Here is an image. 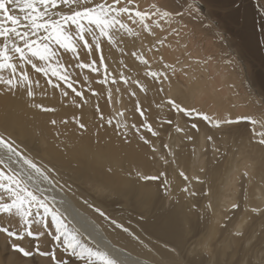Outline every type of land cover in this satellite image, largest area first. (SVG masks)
Listing matches in <instances>:
<instances>
[{"label":"bare ground","instance_id":"bare-ground-1","mask_svg":"<svg viewBox=\"0 0 264 264\" xmlns=\"http://www.w3.org/2000/svg\"><path fill=\"white\" fill-rule=\"evenodd\" d=\"M134 2L181 15L171 26L152 25L155 35L125 18L133 33L121 30L114 41L101 37L100 51L86 35L91 55L82 41L75 55L50 42L55 56L33 58L47 74L25 68L33 97L0 85V136L52 170L51 185L34 177L50 207L81 244L118 264H264V0ZM169 98L233 123L216 126L188 116ZM242 115L256 123L237 122ZM51 220L44 217L50 231ZM13 242L0 232V264H53L24 256ZM23 245L31 250L24 239Z\"/></svg>","mask_w":264,"mask_h":264},{"label":"snow or ice","instance_id":"snow-or-ice-1","mask_svg":"<svg viewBox=\"0 0 264 264\" xmlns=\"http://www.w3.org/2000/svg\"><path fill=\"white\" fill-rule=\"evenodd\" d=\"M16 10L19 11V15L14 14ZM179 15L181 14L165 10L157 3H151L148 8L142 9L134 0H112L111 3L108 0L99 3H96L95 0H0V38H2L0 40V85H3L8 91L24 90L28 97H33L35 94L33 81L25 68L26 65H31L37 73L44 72L47 74V68L38 66L33 58H38L39 61L44 62L55 56L56 53L49 46L50 42L54 41L55 44L75 55L76 45L82 41V47L88 48V54L91 55L92 47L86 39V35L91 37L95 51H100L101 37H108L110 41H114L116 33L121 30H126L129 34L133 33V29L128 26L126 20L142 25L145 31L155 35L152 25L155 28H162L161 21H164L171 26L174 17ZM149 20L152 22L151 25L148 23ZM139 58L142 63L148 64L147 60L142 57ZM103 62L104 58L101 56L100 63L103 64ZM81 66L92 67V65L87 64ZM164 67L168 68L169 65L165 64ZM3 70H10V74L5 77L2 74ZM95 70L93 68V71ZM52 75H59L55 68L52 69ZM147 75L154 78L164 76L167 79V75L163 72L149 71ZM59 78L65 79L64 76H59ZM121 79L124 77L122 76ZM36 87H39L38 82ZM68 87L72 88V83L69 82ZM72 90L76 92L77 96L81 95L74 88ZM63 94L67 95L66 92ZM168 103L188 116L195 113L203 120L216 126L221 123H233V120L228 118L220 119L196 109L182 108L171 98H169ZM35 106L44 111H52V109L43 108L40 104ZM137 111L141 112L139 106H137ZM141 115L144 113L141 112ZM240 120L256 123L249 116H237L236 121ZM144 126L147 127L148 131H152L151 125L145 123ZM192 127L196 128L197 125L194 123ZM153 135H155L154 132ZM261 137L259 143L264 144V133H261ZM141 138L143 139V137ZM145 142L147 143V141ZM14 143V141L0 136V149H4V152L0 153V165L7 169V171L0 169V213L18 217L20 230L2 227L0 232L6 233L9 238L15 240H23L25 236L32 238L36 241L35 250L38 252L40 251L39 240L45 234L52 236L56 241L63 237L65 251H71L74 257L83 261V264H118L105 251L93 250L81 244L75 234L66 227L59 215V210L50 207L49 197L44 195L45 190L40 188L34 180L35 176H39L51 185L53 181L50 179L49 173L52 170L46 169L45 166H38L32 158L18 151ZM15 165L20 166L19 170ZM180 175L184 176V173L181 172ZM144 178L156 179V177ZM184 178L187 179L186 176ZM232 207L235 208L236 205L233 204ZM40 209H43V216L40 214ZM95 210L105 219H108L99 208ZM253 210L255 211V209ZM49 214L52 218V225H55L54 233H45L44 231L45 228L51 226L43 223L44 217ZM111 222L117 228H123L125 232L128 231L116 220ZM12 247L24 256L32 255L31 251L15 242L12 243ZM40 254L51 255L54 264H67L66 261L57 260L54 252H40Z\"/></svg>","mask_w":264,"mask_h":264},{"label":"rangeland","instance_id":"rangeland-1","mask_svg":"<svg viewBox=\"0 0 264 264\" xmlns=\"http://www.w3.org/2000/svg\"><path fill=\"white\" fill-rule=\"evenodd\" d=\"M3 214V217H0V223H4L3 227H9V228H16L17 230H20V221L19 218L13 215H9V214ZM40 214L41 216L43 215V211L40 209ZM43 223H46L43 221ZM45 233H54L55 230H51L50 228H45L44 229ZM14 239V238H11ZM15 240V239H14ZM24 241L26 244H28L31 247V252L32 254H36L38 256H41L43 258H49L51 260V262L54 264V261L51 258V255H41L40 252H49L52 253L54 252L57 260L59 261H66L67 264H70L71 261L74 262L75 264H78L79 262H82L81 260H79L78 258L74 257L71 253V251H65V247H64V243H63V237H61V239L59 241H56L53 239L52 236L45 234L44 236H42L39 240V243L41 244H45L47 246V244L49 245L46 249H42L40 247V251H36L35 250V243L36 241H34L32 238L25 236ZM15 243L25 247L23 245V240H15ZM5 249H3V254L4 255H8L9 251L11 250L9 243H5ZM34 248V249H33ZM26 249V247H25ZM33 249V250H32ZM18 251V250H17ZM37 263V262H34Z\"/></svg>","mask_w":264,"mask_h":264}]
</instances>
